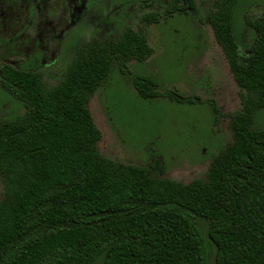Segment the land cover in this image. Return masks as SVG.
<instances>
[{"label": "trees", "instance_id": "1", "mask_svg": "<svg viewBox=\"0 0 264 264\" xmlns=\"http://www.w3.org/2000/svg\"><path fill=\"white\" fill-rule=\"evenodd\" d=\"M237 1L214 0L206 15L247 92L243 110L230 114L234 140L206 179L183 183L155 174L164 169L157 161L149 167L99 152L102 133L87 101L113 63L152 54L142 30L80 46L49 91L40 72L3 68L1 85L24 112L0 123V264H209L211 255L214 264H264V127L254 122L264 109V13L245 18L254 36L241 50ZM166 4L168 16L196 10L195 0ZM134 84L144 98L160 95L152 77ZM210 106L217 117L218 105Z\"/></svg>", "mask_w": 264, "mask_h": 264}, {"label": "rangeland", "instance_id": "2", "mask_svg": "<svg viewBox=\"0 0 264 264\" xmlns=\"http://www.w3.org/2000/svg\"><path fill=\"white\" fill-rule=\"evenodd\" d=\"M110 1L115 6L126 0ZM94 2L92 0L91 5ZM195 2L194 12L168 16L164 12L166 0H129L120 10L116 26L108 25L104 29L99 25L100 32L89 27L79 34L83 27L81 19L66 33L65 40L68 39L71 47L62 49V46L59 61L40 70L44 89L52 90L63 81L76 50L85 46L88 39L101 42L100 38L113 35L114 39H120L127 27L142 30L153 49L152 54L144 61L131 57L121 59L122 65L113 63L105 81L87 101L102 133L98 149L101 155L115 161L149 167L159 162L164 169L155 174L183 183L207 178L214 159L234 140L230 114L243 110V99L247 96L237 85L222 47L206 20L214 0ZM102 5L101 1L95 6L93 20L99 21L101 11L98 9ZM147 13L156 14L158 19L146 20L143 16ZM263 13L264 0L236 2L234 33L241 50L251 48L254 36L245 18H257ZM5 51L1 52V57H10ZM136 76L152 77L160 95L156 98L140 96L134 84ZM211 101L219 107L217 117ZM0 112L3 115L0 118L12 117L9 119L24 112L23 103L1 85ZM254 118L257 126L264 127V109H258ZM3 196L0 178V199ZM209 264H214L213 255Z\"/></svg>", "mask_w": 264, "mask_h": 264}, {"label": "flooded vegetation", "instance_id": "3", "mask_svg": "<svg viewBox=\"0 0 264 264\" xmlns=\"http://www.w3.org/2000/svg\"><path fill=\"white\" fill-rule=\"evenodd\" d=\"M91 1L0 0V48H4L5 53H10V57H1V52L4 53V49H0V78L5 76L3 68L7 65L38 72L47 66L54 65L59 61L62 49L71 47L68 39L65 40V38L72 26L83 19V27L79 34L84 33L89 27L100 32L99 25H103L104 29L108 25L116 26L120 10L129 0L121 1L115 6H112L110 0L106 2L105 0H95L92 5ZM101 1L104 4L98 9L101 11L99 14L101 17H98L99 21H95L92 17L94 9ZM164 12L166 15V8ZM113 36L100 38L101 42L98 43L104 44L117 40ZM92 41H95V38H90L85 43L88 44ZM125 58L131 57L122 59ZM12 94L19 100L14 93ZM2 116V112H0V117ZM9 118L12 117L0 118V123Z\"/></svg>", "mask_w": 264, "mask_h": 264}]
</instances>
